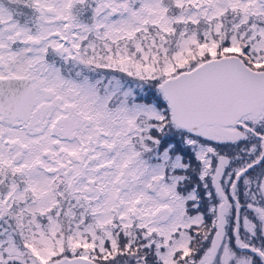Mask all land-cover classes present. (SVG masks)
<instances>
[{"label":"snow or ice","instance_id":"obj_1","mask_svg":"<svg viewBox=\"0 0 264 264\" xmlns=\"http://www.w3.org/2000/svg\"><path fill=\"white\" fill-rule=\"evenodd\" d=\"M0 264H264V0H0Z\"/></svg>","mask_w":264,"mask_h":264}]
</instances>
